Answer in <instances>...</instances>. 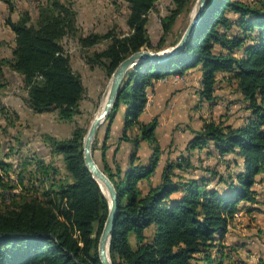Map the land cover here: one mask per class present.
<instances>
[{
	"label": "trees",
	"instance_id": "trees-1",
	"mask_svg": "<svg viewBox=\"0 0 264 264\" xmlns=\"http://www.w3.org/2000/svg\"><path fill=\"white\" fill-rule=\"evenodd\" d=\"M1 1L12 13L9 0ZM125 1L129 32L121 35L110 31L79 36L77 12L62 0L40 4L35 20L27 11L15 20L8 17L5 24L14 35V47L10 59H0V82L8 67L21 78L24 103L33 113L53 111L59 120L72 121L86 89L63 48L64 39H77L85 64L100 69L109 80L130 55L163 51L178 17L189 13L196 0H172L173 7L160 19L161 36L155 45L147 17L159 0ZM207 1L199 27L177 54L163 63L139 62L127 72L104 137L99 140L97 132L93 141V157L103 156L101 169L118 194L109 246L112 264H246L234 256L235 246L224 244L225 236L237 213L264 215V192L254 189L260 183L257 176L264 173V0ZM106 42L104 49L91 51ZM190 72L199 74V95L208 102L215 99L219 80L232 83L248 115L239 126L204 122L201 130L193 131L187 155L168 158L160 183L153 186L163 151L155 133L157 119L140 121L148 89ZM121 109L125 113L118 143L127 142L132 150L124 173L105 161L106 140ZM86 133V127H76L65 139L41 136L49 157H61L63 172L35 153L20 159L17 170L5 157L0 159V264H101L98 241L109 204L84 162ZM141 142L151 151L145 165L137 157ZM8 150L6 158L18 154ZM203 150L208 158H218L225 173L207 165L199 167L203 173L186 176L195 170L192 153ZM228 155L233 157L226 159ZM144 182L149 183L147 189ZM213 182L216 186L210 187Z\"/></svg>",
	"mask_w": 264,
	"mask_h": 264
},
{
	"label": "rangeland",
	"instance_id": "rangeland-1",
	"mask_svg": "<svg viewBox=\"0 0 264 264\" xmlns=\"http://www.w3.org/2000/svg\"><path fill=\"white\" fill-rule=\"evenodd\" d=\"M45 1L9 0L14 8L13 12L10 13L8 4L0 0V39L2 40L0 59L11 58V49L7 47V44L11 43V36L8 35L9 32H7L8 34L5 32L6 28H8L5 20L8 17L15 20L19 13L24 11H27L31 18L35 20L38 6L45 3ZM62 1L72 3L77 12L79 36H87L91 33L104 34L110 31H114L120 35L129 32L126 25L129 11L128 4L125 0ZM195 4L196 1L189 13L178 17L173 28V34L168 37L167 46L161 51L162 53L170 51L173 48L171 43L176 41V39L180 41L190 23ZM172 7V0H159L154 10L148 14L147 30L154 45L161 36L160 19L167 15ZM107 44L108 42L101 43L92 48L91 51H100ZM62 45L66 53L71 57L73 70L80 74L86 89L85 97L80 103V112L72 121L66 122L59 120L56 112L53 111L42 114L33 113L24 103L26 91L20 77L12 73L8 67L4 68V78L0 82L2 85L0 90V159L5 157V162L12 164L15 170L18 169L20 159L24 160L23 157L26 155L35 153L45 161L53 162L54 167H58L63 172L64 168L61 157H49V151L42 143L41 136L49 134L57 139H65L70 136L76 127H86L88 130L94 118L103 108L102 102L108 89L109 80H106L100 69L90 70L85 64L83 52L77 39L66 38L63 40ZM199 79L198 73L190 72L187 74L186 79L181 82L176 81L168 83L167 85H160L159 89L164 97L161 103L166 107L167 112L164 115H155V118L157 122H160L159 118L161 117L163 120L161 122L168 124L162 130L160 136L161 141H189L191 132L190 126L186 122L189 120V123H191L194 118H207L209 119L207 122L213 120L217 123H223L225 125L231 124L233 126H238L242 122L244 123V118L248 115V112L245 110L243 98L235 91V86L232 83H228L226 80H219L215 92V99L208 102L199 95ZM147 94H149L150 99L146 107L149 108L152 104L153 97L150 93ZM105 128L106 121L99 128V140L104 137L102 131ZM20 143L25 145L21 149L18 146ZM176 147L180 149L182 146L176 145ZM10 148L13 149V153L18 154L6 158V154L9 152L8 149ZM131 153L132 150L130 151ZM192 157L195 170H189L186 175L188 177L203 173L199 167H206L207 165L216 166L221 173H225L223 164L219 162L217 157L208 158L206 150L201 152L195 151L192 153ZM231 157L233 156L228 155L226 159ZM94 159L98 165L100 164L99 167L102 168L98 153L94 154ZM10 175L14 177L11 173ZM256 179L260 183L256 184L254 189L259 193L264 192V173L257 176ZM213 186H216L215 182L210 184V187ZM218 187H222V185ZM261 197L259 196L260 200L263 199ZM246 213L247 211H241L235 215L234 225L238 233L233 232V235L226 236L225 240L229 244L244 238H253L252 240H254L255 245L250 244V246L252 245L251 250L258 253L260 249L258 244L262 242V237H260L258 230L264 226V215L253 212L251 215H254V217H252L246 215ZM147 235H151V231L147 232ZM236 255L240 259L241 257H245V250H239L236 252ZM261 260L264 261V255L261 256Z\"/></svg>",
	"mask_w": 264,
	"mask_h": 264
},
{
	"label": "crops",
	"instance_id": "crops-1",
	"mask_svg": "<svg viewBox=\"0 0 264 264\" xmlns=\"http://www.w3.org/2000/svg\"><path fill=\"white\" fill-rule=\"evenodd\" d=\"M5 32L6 33L9 32V34L8 33L7 34L9 36H11V43L7 44V47H8V49H11V55H12V49L14 47V35L10 31L9 28H6ZM0 41H2V40L0 39ZM1 47H2V42H1ZM186 76H177V75L170 76L164 80H161V81H158L157 83H155V86L153 89H151V90L148 89V91H149L148 93H150V95L153 97V101H152V104L149 106L150 109L146 107L145 111L141 114L140 121L143 123H149L156 116L166 114V112H167L166 107H164L161 103V100L164 97L160 92V89H159L160 85L161 84L167 85L168 83H172V82H176V81L181 82L184 79H186ZM198 90H200V87ZM124 113H125L124 109H121L119 111V113L117 114V116L115 117V120L113 121V123L111 125L110 131H109V136L106 140V146L108 148H107V151L105 153V161L108 164V166L111 169H114V166L118 165L120 167L122 173H124L126 170H128L129 163H130V155H131L130 154L131 145L129 143L124 142V141L118 143V141H120V138L122 136V127H123V123H124ZM159 120H160V122H158V126H157L155 133H156L157 140L162 147L163 153L160 157L158 168L156 169L155 174L151 178V184L153 186L160 183L162 170H163L165 163L168 160V158L175 159L180 154V152L187 155L186 149H187V145L190 142L191 138H193L192 137L193 131L201 130L204 122H206L209 119H207V118H203V119L194 118L193 121H191V123H189V120L186 122L189 124L190 132H191V137H190L189 141H161L160 136H161L162 130L164 129L165 125L167 126L168 124H163L161 122V121H163L161 117L159 118ZM241 124H243V122ZM133 133H136V129L133 130ZM176 145L182 146V147L180 149H178L176 147ZM178 151H180V152H178ZM197 152H199V151H197ZM102 157H101V155L99 156V158H100L99 161L103 165V158ZM137 157L139 158V162L141 164L145 165L148 163V161L151 157V151H150V148H149L147 143L141 142L139 149H138ZM192 162H193V158H192ZM142 186L144 189H147V187L149 186V183L144 182ZM246 215H250V216L254 217V215H251V213H249V212H247ZM261 215H263V214H261ZM235 229H236V226L233 225L229 229V232L227 233L226 236L228 237L229 235H233V232H236V234H237L238 232ZM262 230H264V226L260 227V229L258 230V233H260L259 234L260 237H262V242L258 244L260 246L258 253L251 250L252 245L253 244L255 245L254 240H252L253 238H244V239H241L240 241H237L234 243H229V244L224 239V243H227L226 244L227 246H235L237 249L236 250L237 252L241 249H244L245 250V255H244L245 257H241V260H243L246 264H264V261L263 262L261 261V256L264 255V252H263L264 234L261 233ZM226 236H225V238H226ZM250 244H252V245L250 246ZM234 256L237 258L239 257L238 255H236L235 252H234Z\"/></svg>",
	"mask_w": 264,
	"mask_h": 264
},
{
	"label": "water",
	"instance_id": "water-1",
	"mask_svg": "<svg viewBox=\"0 0 264 264\" xmlns=\"http://www.w3.org/2000/svg\"><path fill=\"white\" fill-rule=\"evenodd\" d=\"M207 6V0H196L194 12L186 31L178 44L170 51L165 53H153L147 50L139 51L130 55L118 65L109 79L108 89L105 95V97H107L106 102L101 112L94 118L87 130L83 143L84 162L93 179L98 183V185L100 184L104 186L106 193H104L103 190L102 191L109 204L108 215L98 241V258L101 264H112L109 257V246L113 236L115 220L118 215V194L113 183L99 167L93 157V141L100 126L107 120L113 109L120 87L123 84L127 72L139 62L163 63L177 54L196 32L203 19Z\"/></svg>",
	"mask_w": 264,
	"mask_h": 264
},
{
	"label": "bare ground",
	"instance_id": "bare-ground-1",
	"mask_svg": "<svg viewBox=\"0 0 264 264\" xmlns=\"http://www.w3.org/2000/svg\"><path fill=\"white\" fill-rule=\"evenodd\" d=\"M106 98H107V97H104V99H103V102H102L103 106H104V104H105V102H106ZM103 106H102V107H103ZM102 107H101V108H102ZM99 185H100V184H99ZM100 187H101V189L104 191V193H106V190H105L104 186H103V185H100Z\"/></svg>",
	"mask_w": 264,
	"mask_h": 264
},
{
	"label": "built area",
	"instance_id": "built-area-1",
	"mask_svg": "<svg viewBox=\"0 0 264 264\" xmlns=\"http://www.w3.org/2000/svg\"><path fill=\"white\" fill-rule=\"evenodd\" d=\"M147 98H148V101H149V99H150V98H149V94H147Z\"/></svg>",
	"mask_w": 264,
	"mask_h": 264
}]
</instances>
